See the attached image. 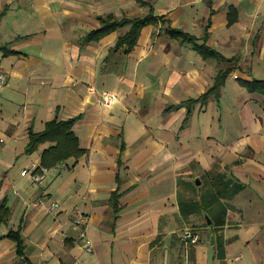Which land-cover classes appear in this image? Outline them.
I'll return each mask as SVG.
<instances>
[{"label": "crops", "instance_id": "obj_1", "mask_svg": "<svg viewBox=\"0 0 264 264\" xmlns=\"http://www.w3.org/2000/svg\"><path fill=\"white\" fill-rule=\"evenodd\" d=\"M143 1L0 0V264H264V0ZM149 7L129 51L128 24L85 39ZM69 118L83 153L22 176L52 144L29 131Z\"/></svg>", "mask_w": 264, "mask_h": 264}, {"label": "trees", "instance_id": "obj_2", "mask_svg": "<svg viewBox=\"0 0 264 264\" xmlns=\"http://www.w3.org/2000/svg\"><path fill=\"white\" fill-rule=\"evenodd\" d=\"M140 5H147L143 0H136ZM99 26L91 30L86 36V40H94L98 37L112 31L118 26L129 25L127 31L119 36L115 42V46L121 47L125 46V51H129L135 44L138 34L141 28L150 23H156L157 19L151 13V8L149 7V12L143 17L136 18H122L120 20L114 19L112 16L108 15L105 17H99ZM172 37H182V39H192L188 37L187 34L180 32L176 29L169 30ZM199 51L204 56L215 55V52L210 50L204 44H196ZM1 49V48H0ZM230 68L218 69L212 85L201 95L198 99L204 103L208 97H217L220 88L223 84L224 78L229 72ZM195 100V99H194ZM193 101V100H190ZM74 118H69L66 120H52L45 124L43 130L38 132L29 131L28 141L26 145V151H33L37 145L44 141L52 142L46 149L41 153V164L44 167H51L68 157H78L83 153V149L79 147L77 137L72 131V125ZM217 195H221L219 192L215 193L214 198ZM3 208L2 205H0ZM5 210V209H4ZM11 234V233H10ZM9 234V235H10ZM19 244V235L17 233H12Z\"/></svg>", "mask_w": 264, "mask_h": 264}, {"label": "built area", "instance_id": "obj_3", "mask_svg": "<svg viewBox=\"0 0 264 264\" xmlns=\"http://www.w3.org/2000/svg\"><path fill=\"white\" fill-rule=\"evenodd\" d=\"M4 76L0 75V83L4 82ZM114 96L112 93L107 92L104 94L101 100V104L105 107H109L113 103ZM48 173L47 167H39V170L36 171V165L32 164L31 168H24L20 171V174L22 176H27L32 182L40 183L46 178V175ZM57 207V202H52L50 204V209L54 210ZM70 221L71 226L74 229V231L77 232V237L80 243L81 248L85 252H91L93 249V244L90 238L88 237L86 233V222L87 217L86 215L78 208L74 207L70 214ZM181 239L190 244H194L198 240V235L192 231L190 228H185L180 233ZM240 255L235 256L234 259H239ZM72 264H79L78 262H73Z\"/></svg>", "mask_w": 264, "mask_h": 264}]
</instances>
